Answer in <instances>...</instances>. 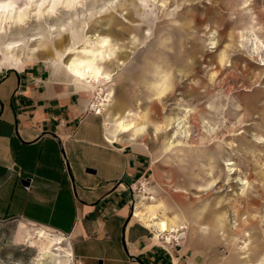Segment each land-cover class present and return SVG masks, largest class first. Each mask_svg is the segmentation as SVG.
I'll list each match as a JSON object with an SVG mask.
<instances>
[{
	"label": "rangeland",
	"instance_id": "rangeland-1",
	"mask_svg": "<svg viewBox=\"0 0 264 264\" xmlns=\"http://www.w3.org/2000/svg\"><path fill=\"white\" fill-rule=\"evenodd\" d=\"M106 2L102 0L97 6L103 7ZM133 3L134 0H118L115 11L96 18L86 34L109 35L120 45L121 51L106 65L117 69L114 93L127 104V114H133L130 118L144 127L142 143L149 148L157 145L152 153L158 157L155 167L160 163L161 175L150 174L144 182L151 190L157 188L156 197L178 213H186L190 199L207 205V214L215 210L226 212L225 229L215 233L213 229L207 230L219 239L207 247L213 249L208 263L225 264L234 256L232 264L244 257H248L245 264H262L264 66L248 58L251 45L246 49L240 47V33L251 27L264 40V0H250L246 8L245 0H170L163 11L157 6L158 20L154 24L142 23L137 18ZM173 8L179 11L168 19ZM205 25H209L208 31ZM31 27L35 29L36 25ZM149 29L151 36H146ZM19 31L13 29L4 43L18 39ZM212 31L217 33V47L210 51L207 40ZM133 36L141 43L147 40V45H134ZM68 42L65 36L55 40L53 47L59 43L65 48ZM28 47L35 48L36 44ZM15 53L28 59L30 51L20 48ZM157 65L175 69L176 90L163 101L151 99L147 90L153 82L150 73ZM103 90L101 94L106 95L108 91L105 87ZM95 99L99 103L100 97L96 95ZM153 107L155 112L151 111ZM178 119L184 120L182 124ZM212 128L217 130L211 133ZM231 143L234 147L229 146ZM229 163L237 169L234 174L228 172ZM240 178L248 184L240 185ZM142 183L137 186L140 191ZM177 195L182 196L185 209ZM165 216H174L173 211ZM175 217L160 215L172 222ZM199 219L198 223L189 222L186 231L199 227ZM235 219L240 229L234 227ZM20 222L6 230L0 228V264H33L39 255H43L41 264H71L67 242L55 234L39 232L41 227L27 223L33 236L30 242H15Z\"/></svg>",
	"mask_w": 264,
	"mask_h": 264
},
{
	"label": "crops",
	"instance_id": "crops-1",
	"mask_svg": "<svg viewBox=\"0 0 264 264\" xmlns=\"http://www.w3.org/2000/svg\"><path fill=\"white\" fill-rule=\"evenodd\" d=\"M53 53L49 47L26 60L16 55L18 67L0 63V228L22 221L15 242L24 243L33 237L27 223L41 227L65 240L69 256L84 264H211L207 247L219 241L214 233L226 228V212L207 214V205L190 199L186 213H178L156 197L157 188L153 202L136 201L139 183L161 172L152 153L157 145L142 143L144 127L127 118V104L116 95L95 113V92L77 91L48 61ZM126 120L137 129L121 130ZM169 211L174 216H165ZM154 217L171 228L201 223L188 231L186 243L169 248L159 240Z\"/></svg>",
	"mask_w": 264,
	"mask_h": 264
},
{
	"label": "clouds",
	"instance_id": "clouds-1",
	"mask_svg": "<svg viewBox=\"0 0 264 264\" xmlns=\"http://www.w3.org/2000/svg\"><path fill=\"white\" fill-rule=\"evenodd\" d=\"M100 2L102 0H0V38H3L0 39V44H3L0 56L4 57L0 63L7 64L11 61L20 64L21 60L16 56L15 50L24 48L34 54L53 47L55 40H62L67 36L69 42L65 48L55 49L53 47L52 67L57 72L64 73L77 91L95 90L97 85L110 83L114 73L106 65L121 51L120 45L109 35H101L99 32L95 35L86 33L96 18L109 11H115L118 0H108L103 7H98L97 3ZM169 3L170 0H134L131 6L136 10L137 18L142 23L151 21L154 24L158 20L157 6L163 11L167 9ZM248 3L250 0H245L243 7L246 8ZM177 11L179 8H173L167 18L172 19ZM252 19L255 23V16ZM33 23L36 25L35 29L31 27ZM13 29L21 30L18 32V39L4 43ZM204 29L208 31L209 25H205ZM28 32L32 33L31 36L27 35ZM245 32L248 33L247 36ZM216 35L217 33L212 31L208 37L207 48L210 51L217 47V41L214 39ZM146 36H151V29ZM240 37L242 49L251 45L250 51L247 52L248 58L264 65V55H262L264 54V40L257 36L256 31L251 27L241 32ZM132 40L134 45L139 44L142 48L148 43L147 40L141 43L135 36ZM33 43L36 47L29 49L28 46ZM68 57L71 59L65 64ZM174 72L175 69L171 67L168 69L159 65L154 67V71L150 73L153 82L148 85L147 89L151 93V99L163 101L175 92L177 81ZM111 95L112 93H109V96ZM93 107L96 106L93 105ZM97 114H100L99 110ZM207 123L205 121V124ZM120 128L124 131L128 130L124 128L123 123ZM216 130L212 128L211 133ZM157 131L159 132L160 128H157ZM202 231L206 232L207 229H202ZM42 260L43 256L40 255L33 264H41Z\"/></svg>",
	"mask_w": 264,
	"mask_h": 264
},
{
	"label": "bare ground",
	"instance_id": "bare-ground-1",
	"mask_svg": "<svg viewBox=\"0 0 264 264\" xmlns=\"http://www.w3.org/2000/svg\"><path fill=\"white\" fill-rule=\"evenodd\" d=\"M47 53V52H46ZM54 54V53H53ZM33 56H35V55H33ZM42 56V55H41ZM37 57V56H36ZM69 58V60L71 59L70 57H68ZM68 58L65 60V64H67L68 62H69V60H68ZM38 59V58H37ZM54 59V57H50L49 58V62H51L52 60ZM26 60V59H25ZM47 61V62H48ZM22 62H23V60H22ZM21 64V63H20ZM20 64H15L14 62H8L7 64H5V65H8V66H15V67H18ZM262 66H264V65H262ZM109 69V68H108ZM111 72H113L114 73V76H115V73H116V70L117 69H115V70H111V69H109ZM114 76H113V78H114ZM105 87V89L108 91L107 92V94L105 95H102L101 94V92H104V90H103V88ZM103 87V88H102ZM102 88V89H101ZM92 91H94L95 92V94L98 96V97H100V101H99V103H100V105H99V103L97 102L96 103V101H97V99H95L96 101H94L93 100V104L96 106V108H100L99 110V112H100V114H102V112H103V110H104V108H108L111 104L110 103H112V102H114L115 103V100H114V89H113V80L110 82V83H108V84H101V85H97V86H95V90H92ZM109 93H112V95L111 96H109ZM108 102V103H107ZM116 104H118V103H116ZM110 109V108H109ZM120 113V112H119ZM122 114V113H121ZM126 115V114H125ZM133 114H129L128 113V119L132 116ZM117 117H119V116H117ZM122 117V116H121ZM113 118V117H112ZM111 120V119H110ZM178 122H179V125L180 124H182V122L184 121V120H182L181 121V119H178L177 120ZM107 122V121H106ZM107 124V123H106ZM110 126V125H109ZM124 128H127L128 130L127 131H131V130H133V129H137V127L135 128V125H134V123H131L130 122V120H126L125 122H124ZM182 128H184V126L182 127ZM121 129V128H120ZM118 130V129H117ZM185 133H188V131H186L185 130ZM125 135V134H124ZM131 137V136H130ZM255 137H256V135H255ZM257 139H259V140H263L262 138H258V137H256ZM134 139V138H133ZM229 146H231V147H234V143H231V144H229ZM234 164L233 163H229V164H226V166H228L229 168H228V172L229 173H232V174H234L236 171H237V169H233V168H231L232 166H233ZM239 181L241 182V184L240 185H242V186H246L247 184H248V182L245 184V181L243 180V179H239ZM138 189V188H137ZM152 190H151V188H147V185H146V183L143 181V188L141 189V191L139 192L138 190H137V193H136V196H135V200L137 201V198L138 199H141V198H146L147 200H149V201H152L153 200V193L151 192ZM136 201H135V204H134V206H135V208H136ZM153 202V201H152ZM135 211V210H134ZM137 211V210H136ZM139 211H141V210H139ZM152 214V213H151ZM140 214L138 213V214H133V216L134 217H136V216H139ZM158 218L157 217H154L152 220H151V222L152 223H154V224H156V225H158L159 226V229H160V232H162V233H160L159 234V239H160V237L161 236H164L165 238H167L168 239V241H171L172 239H174V238H176L177 237V235L182 231V230H184V229H186V230H188V228H187V226H181L180 228H171L170 226H169V224H168V222H166V221H156ZM224 222V221H223ZM169 223H171V222H169ZM172 224V223H171ZM170 224V225H171ZM233 225H234V227L236 228V229H240L239 228V225L240 224H238V220L237 219H235V222L233 223ZM220 229V228H219ZM187 233H188V231H187ZM186 233V234H187ZM235 259H236V257H234ZM231 259V258H230ZM239 259V258H238ZM248 259V257H244L243 259H239V260H237L238 262V264H243V262H246L245 260H247ZM234 260V259H233ZM74 261H75V258L73 257V259H72V261H71V264H73L74 263Z\"/></svg>",
	"mask_w": 264,
	"mask_h": 264
},
{
	"label": "built area",
	"instance_id": "built-area-1",
	"mask_svg": "<svg viewBox=\"0 0 264 264\" xmlns=\"http://www.w3.org/2000/svg\"><path fill=\"white\" fill-rule=\"evenodd\" d=\"M93 103L94 102H91L90 107L94 110L95 113H97V110H99L100 108L99 107L94 108ZM144 180L147 181V178H144L141 182H143ZM142 185H143V183H142ZM137 190L138 189L134 190L135 196H136ZM138 191L140 192V190H138ZM133 211H134V205H133ZM133 214H134V212H132V216H133ZM186 233H187V231H186V229H184L177 235L176 238L172 239L171 241H168V239L165 238L164 236H161L159 240L169 248H177V247L182 246L184 243H186V241H187V234ZM73 264H84V263H80L77 260H75Z\"/></svg>",
	"mask_w": 264,
	"mask_h": 264
},
{
	"label": "trees",
	"instance_id": "trees-1",
	"mask_svg": "<svg viewBox=\"0 0 264 264\" xmlns=\"http://www.w3.org/2000/svg\"><path fill=\"white\" fill-rule=\"evenodd\" d=\"M3 230H6V229H3Z\"/></svg>",
	"mask_w": 264,
	"mask_h": 264
}]
</instances>
